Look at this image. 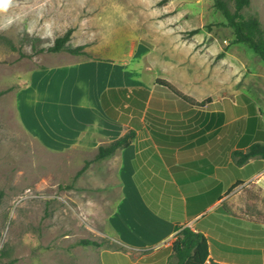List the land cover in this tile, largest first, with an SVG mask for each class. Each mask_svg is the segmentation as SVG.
Returning a JSON list of instances; mask_svg holds the SVG:
<instances>
[{"label": "rangeland", "instance_id": "374dc122", "mask_svg": "<svg viewBox=\"0 0 264 264\" xmlns=\"http://www.w3.org/2000/svg\"><path fill=\"white\" fill-rule=\"evenodd\" d=\"M243 12L264 29V0ZM234 38L214 0H14L0 13V264H97L113 244L103 224L113 184L78 175L94 142L125 129L104 112L105 88H154L158 76L217 105L247 94L264 118V60ZM155 94L159 106L183 104L161 85ZM207 221L223 223L222 212ZM221 243L212 238V264L228 260Z\"/></svg>", "mask_w": 264, "mask_h": 264}, {"label": "crops", "instance_id": "0c3cea01", "mask_svg": "<svg viewBox=\"0 0 264 264\" xmlns=\"http://www.w3.org/2000/svg\"><path fill=\"white\" fill-rule=\"evenodd\" d=\"M158 78L162 77L155 78L154 88L134 83L133 87L123 86L128 93L120 91L121 85L101 91L105 114L123 123L125 129L121 135L112 133L110 138L94 142L82 174L88 180L96 176V181L89 183L103 190L105 185L113 184L106 191L114 204L109 209L104 207L107 211L103 212V224L111 231L108 235L126 248L101 249L97 264H168L172 242L187 225L206 235L210 264L216 260L212 238L222 242L220 250L228 258L219 264H264V158L254 157L238 165L233 157L234 150L264 143L262 108L255 106L247 94L241 101L224 100L222 105L212 98L192 104L158 83ZM157 85L168 88L183 104L159 106L154 100ZM105 95L116 117L107 112ZM122 95L123 107L116 100ZM135 97L144 99L143 108L134 104ZM238 105L245 110L234 115ZM130 129L135 136L129 145L106 158L95 159L101 145ZM112 130L109 125V132ZM249 132L254 135L250 137ZM126 189L132 197L125 196ZM220 212L223 223L206 222L210 215ZM214 227L218 228L216 235H212Z\"/></svg>", "mask_w": 264, "mask_h": 264}, {"label": "trees", "instance_id": "16d2710c", "mask_svg": "<svg viewBox=\"0 0 264 264\" xmlns=\"http://www.w3.org/2000/svg\"><path fill=\"white\" fill-rule=\"evenodd\" d=\"M216 8L222 12L226 17L228 25L232 27L234 32V42L244 43L248 47L252 48L256 54L264 60V29L262 28L261 22L257 17H247L244 14V9L251 5L252 0H234L235 9L232 10L227 0H214ZM71 37V30L66 32L64 35L58 36L55 40V44L50 47L51 51H60L64 49L67 41ZM71 51L79 52L78 48H72ZM158 83L168 86L178 95L183 96L185 99L193 103L203 104L205 101L210 100L208 97L203 101H195L187 95L182 94L178 89H176L171 83L165 79L158 78ZM121 89V90H120ZM120 91H125L128 93V89L120 88ZM137 90H144V88H137ZM6 90H1L4 93ZM125 95L122 97H117V105L123 107L125 104ZM107 99V96L104 97ZM134 104L138 107L143 108L145 105L144 99L142 97H135ZM129 97H127V101ZM105 107L107 112L116 117L115 109L108 108V104L105 102ZM116 108V107H115ZM115 112V113H114ZM124 117H122L123 120ZM135 136V131L133 129L128 130L124 135L115 139L107 145H101L99 151L96 155V160L103 159L111 154H113L118 148L127 146L131 143ZM233 157L238 165H242L248 162L251 158L262 157L264 158V143L255 142L250 145L246 150H234ZM83 169H81L78 175H81ZM223 207H225L223 205ZM108 248L112 249H125L123 244H120L116 240L112 242ZM80 244L84 245H99L102 246L103 242H99L91 239H82ZM172 256L168 264H207L206 261L210 255V245L206 235L200 231L195 230L191 226L187 225L182 227L176 234V238L172 242Z\"/></svg>", "mask_w": 264, "mask_h": 264}, {"label": "clouds", "instance_id": "9594fccd", "mask_svg": "<svg viewBox=\"0 0 264 264\" xmlns=\"http://www.w3.org/2000/svg\"><path fill=\"white\" fill-rule=\"evenodd\" d=\"M14 0H0V13H6L13 6ZM11 23V21H9Z\"/></svg>", "mask_w": 264, "mask_h": 264}, {"label": "built area", "instance_id": "2783aa9c", "mask_svg": "<svg viewBox=\"0 0 264 264\" xmlns=\"http://www.w3.org/2000/svg\"><path fill=\"white\" fill-rule=\"evenodd\" d=\"M206 263H207V264H210V263H211V260H210V259H208V260L206 261Z\"/></svg>", "mask_w": 264, "mask_h": 264}]
</instances>
